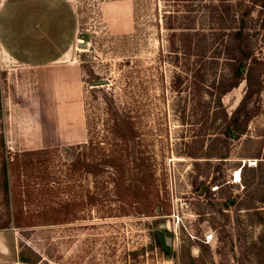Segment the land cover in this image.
I'll return each mask as SVG.
<instances>
[{
	"label": "rangeland",
	"instance_id": "1",
	"mask_svg": "<svg viewBox=\"0 0 264 264\" xmlns=\"http://www.w3.org/2000/svg\"><path fill=\"white\" fill-rule=\"evenodd\" d=\"M226 2V24L245 22L253 67L243 70L251 83L240 81L219 107L170 89L175 63L161 51L159 0H80L88 28L72 54L82 67L80 121L65 122L69 107L52 106L33 85L8 88L15 222L0 229V264H264V3ZM204 30L209 47L190 60L215 55V66L204 63L210 86L229 58L214 53L215 25ZM15 67L0 45L2 89ZM248 93L246 108L256 112L239 138L229 137L222 110ZM54 218L62 222L30 225ZM21 242L41 259L21 262Z\"/></svg>",
	"mask_w": 264,
	"mask_h": 264
},
{
	"label": "trees",
	"instance_id": "2",
	"mask_svg": "<svg viewBox=\"0 0 264 264\" xmlns=\"http://www.w3.org/2000/svg\"><path fill=\"white\" fill-rule=\"evenodd\" d=\"M259 0H253V3ZM264 3V0H260ZM161 11V27L164 30V49L166 57L175 63L170 89L177 95L184 94V98L193 101L213 100L217 106H222V97L228 91L236 87L240 81L246 79L251 83V75L243 76V70L247 73L252 71V65L246 67V60L251 56L247 50V45H242V29L245 22L242 18L234 24V19L226 24V14L228 15L229 5L226 0H159ZM249 11V10H248ZM194 12V14H192ZM199 25L198 29L191 30V24ZM207 25H215V31L212 32L211 42L217 41L218 51L227 55L229 63L226 72L220 75L218 80H213L210 86L206 84L205 76L207 67L204 63L216 64L215 55L211 61L205 62L194 60L191 62V53L193 50L201 57L207 51L209 43L207 42V32L204 28ZM260 26L264 29V19ZM182 28V29H180ZM180 29V30H179ZM227 29V31H226ZM226 31V32H225ZM225 36V38H223ZM220 40V42H218ZM253 61L255 58L252 57ZM198 63V64H197ZM215 64L213 66H215ZM244 96L239 103L228 114L222 110V122L224 124V134L239 138L246 130L247 122L256 109L246 108V98ZM208 104V102H205ZM205 106V104H204ZM5 112L2 97V88L0 83V229L6 228L15 222L13 218V202L11 196V187L9 181V157L5 136ZM61 219L54 218L43 220V223L30 225H48L61 223ZM22 227L23 225H16ZM36 228L20 229L25 235L34 233ZM18 252V259L24 263H36L41 259V253L33 248L27 242H21ZM131 252L136 257L140 251Z\"/></svg>",
	"mask_w": 264,
	"mask_h": 264
},
{
	"label": "crops",
	"instance_id": "3",
	"mask_svg": "<svg viewBox=\"0 0 264 264\" xmlns=\"http://www.w3.org/2000/svg\"><path fill=\"white\" fill-rule=\"evenodd\" d=\"M82 7L80 0H4L0 45L16 65L12 70L16 75L2 89L6 109L9 85L21 82L35 86L36 95L48 97L52 106L69 107L71 120L65 122L80 121L82 67L72 54L79 36L88 30ZM56 116L53 121L59 122Z\"/></svg>",
	"mask_w": 264,
	"mask_h": 264
},
{
	"label": "bare ground",
	"instance_id": "4",
	"mask_svg": "<svg viewBox=\"0 0 264 264\" xmlns=\"http://www.w3.org/2000/svg\"><path fill=\"white\" fill-rule=\"evenodd\" d=\"M233 178H234V182H239V180H240V171L239 170L235 171Z\"/></svg>",
	"mask_w": 264,
	"mask_h": 264
},
{
	"label": "built area",
	"instance_id": "5",
	"mask_svg": "<svg viewBox=\"0 0 264 264\" xmlns=\"http://www.w3.org/2000/svg\"><path fill=\"white\" fill-rule=\"evenodd\" d=\"M209 237H211V235H209Z\"/></svg>",
	"mask_w": 264,
	"mask_h": 264
}]
</instances>
